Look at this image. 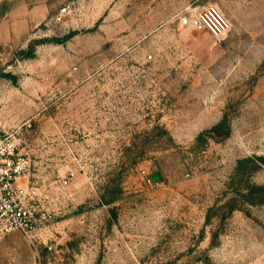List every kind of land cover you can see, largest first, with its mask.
I'll list each match as a JSON object with an SVG mask.
<instances>
[{"label":"rangeland","instance_id":"rangeland-1","mask_svg":"<svg viewBox=\"0 0 264 264\" xmlns=\"http://www.w3.org/2000/svg\"><path fill=\"white\" fill-rule=\"evenodd\" d=\"M66 5L0 49V135L48 221L0 264H264V0Z\"/></svg>","mask_w":264,"mask_h":264},{"label":"built area","instance_id":"built-area-1","mask_svg":"<svg viewBox=\"0 0 264 264\" xmlns=\"http://www.w3.org/2000/svg\"><path fill=\"white\" fill-rule=\"evenodd\" d=\"M70 10V5L62 7L56 21H62ZM181 23L196 28L208 25L199 11L194 12L190 18L182 19ZM19 146L14 134L0 135V242L18 232L31 245L36 246L40 238L33 233L41 230L43 223L48 221L47 216H39L40 212L28 188L19 186V181L28 179L31 169L29 159L18 153Z\"/></svg>","mask_w":264,"mask_h":264},{"label":"crops","instance_id":"crops-1","mask_svg":"<svg viewBox=\"0 0 264 264\" xmlns=\"http://www.w3.org/2000/svg\"><path fill=\"white\" fill-rule=\"evenodd\" d=\"M68 0H0V49L22 47Z\"/></svg>","mask_w":264,"mask_h":264},{"label":"trees","instance_id":"trees-1","mask_svg":"<svg viewBox=\"0 0 264 264\" xmlns=\"http://www.w3.org/2000/svg\"><path fill=\"white\" fill-rule=\"evenodd\" d=\"M226 122H227L226 119H223L220 123H218L217 125H215L211 129L202 132L198 136L197 142L202 141L204 139V137H206V136H210V137H213V138H218V137H222L223 135H225V137H228V131H229L228 129L229 128L227 127V123ZM260 160L263 161V159H260ZM110 202H108V203H110Z\"/></svg>","mask_w":264,"mask_h":264}]
</instances>
